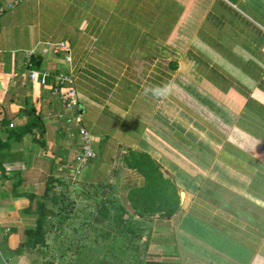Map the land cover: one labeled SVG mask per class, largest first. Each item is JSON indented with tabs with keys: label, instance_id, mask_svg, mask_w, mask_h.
<instances>
[{
	"label": "crops",
	"instance_id": "obj_1",
	"mask_svg": "<svg viewBox=\"0 0 264 264\" xmlns=\"http://www.w3.org/2000/svg\"><path fill=\"white\" fill-rule=\"evenodd\" d=\"M0 6V264H39L11 250L64 183L107 189L132 211L129 193L145 184L139 153L179 193L173 215L144 220L148 260L264 264V0ZM58 42L69 61L46 46ZM33 48L32 68L73 76L75 106L51 94L53 77L20 85ZM79 125L96 156L71 181Z\"/></svg>",
	"mask_w": 264,
	"mask_h": 264
},
{
	"label": "trees",
	"instance_id": "obj_2",
	"mask_svg": "<svg viewBox=\"0 0 264 264\" xmlns=\"http://www.w3.org/2000/svg\"><path fill=\"white\" fill-rule=\"evenodd\" d=\"M135 159V167L145 175V184L129 193L133 210H128L119 200L108 197L98 201L95 207L96 221L100 223L110 221L109 225L102 226L99 231L104 240L112 239V241L106 242L101 256L89 259L92 264H161L157 260H148L147 256L143 257L141 248L147 250L149 234L143 235L146 230L142 221L156 213L163 216L173 215L179 207L178 187L171 178L163 175L160 164L150 155L139 153ZM53 203L56 206L57 199L53 198ZM46 210L42 204L38 205L35 211L38 216L36 224L26 229L25 241L13 248L11 250L13 253L21 254L45 243L44 228L48 219ZM49 211L54 215L52 210ZM55 213L59 215V219L53 222V227L57 228L62 225L69 213L62 207H59ZM118 237L120 240L116 239ZM117 242L123 243L121 245ZM62 255L64 256L65 253L62 252ZM81 261L79 258L76 264H82Z\"/></svg>",
	"mask_w": 264,
	"mask_h": 264
},
{
	"label": "rangeland",
	"instance_id": "obj_3",
	"mask_svg": "<svg viewBox=\"0 0 264 264\" xmlns=\"http://www.w3.org/2000/svg\"><path fill=\"white\" fill-rule=\"evenodd\" d=\"M55 192L52 201L53 198L57 199V205H51L52 208L49 209L54 212V215L50 213L45 223V243L28 249L31 257L39 264H76L79 258L82 264H92L93 262L89 259L101 256L106 242L112 241V239L104 240L99 231L102 226L109 225L110 221L100 223L95 219V207L98 201L107 198L105 194L107 189L99 195H91L94 190L77 180L72 184H62ZM108 198H111L110 195ZM59 207L66 208L69 214L60 227L54 228L53 222L59 219V215L55 213ZM147 221H142L146 230L143 232L144 236L148 230ZM116 239L120 240L119 237ZM117 243L122 245L123 242ZM62 252L65 253L64 256ZM141 252L144 253L143 257H146V251L143 248Z\"/></svg>",
	"mask_w": 264,
	"mask_h": 264
},
{
	"label": "built area",
	"instance_id": "obj_4",
	"mask_svg": "<svg viewBox=\"0 0 264 264\" xmlns=\"http://www.w3.org/2000/svg\"><path fill=\"white\" fill-rule=\"evenodd\" d=\"M4 7L0 6V17L4 12ZM54 46L53 50L57 53H62L66 61L70 60V47L65 42H58L54 44H47ZM45 51L48 48L44 49ZM36 49L33 48L26 52L27 59L26 66L18 74L19 83L25 86L29 81L37 82L42 85L48 83L49 77H53V84L51 87V94L58 97L64 107L71 108L78 102V92L73 85V76L70 73H52L49 70H37L31 67L32 56L36 55ZM40 54V53H39ZM79 147L74 155L73 163L68 166V173L71 181H75L82 173L83 169L88 165L93 157L96 156V151L92 146L91 134L83 126H78Z\"/></svg>",
	"mask_w": 264,
	"mask_h": 264
},
{
	"label": "water",
	"instance_id": "obj_5",
	"mask_svg": "<svg viewBox=\"0 0 264 264\" xmlns=\"http://www.w3.org/2000/svg\"><path fill=\"white\" fill-rule=\"evenodd\" d=\"M236 0H231V2L235 3ZM47 214H49V211H46Z\"/></svg>",
	"mask_w": 264,
	"mask_h": 264
}]
</instances>
